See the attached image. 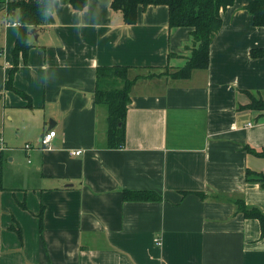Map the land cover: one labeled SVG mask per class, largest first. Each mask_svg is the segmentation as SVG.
<instances>
[{
	"label": "crops",
	"instance_id": "obj_1",
	"mask_svg": "<svg viewBox=\"0 0 264 264\" xmlns=\"http://www.w3.org/2000/svg\"><path fill=\"white\" fill-rule=\"evenodd\" d=\"M112 1L75 11L56 0L14 78L29 100L6 89L19 27L0 2V264H264L260 222L236 205L264 212V189L246 181L247 170L264 173V155L246 149L264 153V112L243 108L249 94L264 99L252 0L222 12L209 67L187 80L149 76L185 66L193 29H170L166 6L126 25ZM104 66L139 77L121 149L109 148L95 102ZM124 190L163 199L125 202Z\"/></svg>",
	"mask_w": 264,
	"mask_h": 264
},
{
	"label": "trees",
	"instance_id": "obj_2",
	"mask_svg": "<svg viewBox=\"0 0 264 264\" xmlns=\"http://www.w3.org/2000/svg\"><path fill=\"white\" fill-rule=\"evenodd\" d=\"M62 4L70 5L75 11H83L88 6V0H59ZM236 0H113L111 8L120 12L126 25H135L139 20L141 10L153 6H166L169 10V28H192L193 49L184 67L172 72L169 68L159 74L149 77L167 76L176 80L190 79L196 70H206L210 63V48L213 39L222 27V12L234 5ZM5 4V0H0ZM56 0H11L5 5L8 14L18 16L19 33L13 50L14 65L6 82V89L14 91L21 97L28 99L26 93L14 87V78L19 70L20 60L28 62V54L33 45L29 42L31 31L39 29L46 21L48 13L52 12ZM253 23L257 27H264V0H252L246 7ZM253 58H264V48L251 51ZM131 67L109 66L98 67L96 72L95 102L107 110V142L110 149H121L126 144L127 114L131 102V91L139 78L131 79ZM251 96L252 102L244 109H254L264 112V99ZM31 102V101H30ZM29 107H32L29 103ZM249 153L263 156L251 147L246 148ZM246 181L258 183L264 189V173L247 170ZM162 196L149 190H124L125 202H160ZM237 211L247 219L260 222L262 236H264V212L257 207L247 205L244 200H238ZM20 235V233H19ZM21 236V235H20Z\"/></svg>",
	"mask_w": 264,
	"mask_h": 264
},
{
	"label": "built area",
	"instance_id": "obj_3",
	"mask_svg": "<svg viewBox=\"0 0 264 264\" xmlns=\"http://www.w3.org/2000/svg\"><path fill=\"white\" fill-rule=\"evenodd\" d=\"M9 1H11V0H5V5ZM7 25L8 26L13 25V26L19 27L20 23L19 22H13V23L7 22ZM56 135H57V133L55 130L46 131L40 139V145H41L42 149H45V150L50 149L51 143H52L53 139L56 137ZM31 148H32V146H29V145L26 146L27 150H30ZM0 149L1 150L5 149L4 141H3V138L1 136H0ZM71 154L73 156H79L82 154V151L81 150H75V151H72ZM157 244H161V242L158 240Z\"/></svg>",
	"mask_w": 264,
	"mask_h": 264
},
{
	"label": "water",
	"instance_id": "obj_4",
	"mask_svg": "<svg viewBox=\"0 0 264 264\" xmlns=\"http://www.w3.org/2000/svg\"><path fill=\"white\" fill-rule=\"evenodd\" d=\"M31 33H32V35L35 37V39H37V36H38V34H37V30H36V29H33V30L31 31Z\"/></svg>",
	"mask_w": 264,
	"mask_h": 264
}]
</instances>
